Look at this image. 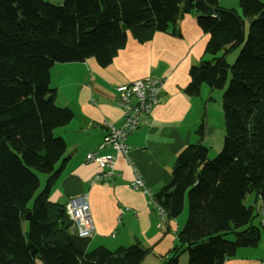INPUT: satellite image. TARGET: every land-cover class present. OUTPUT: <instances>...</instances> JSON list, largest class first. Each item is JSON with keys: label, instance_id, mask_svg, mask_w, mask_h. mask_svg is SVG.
Listing matches in <instances>:
<instances>
[{"label": "trees", "instance_id": "1", "mask_svg": "<svg viewBox=\"0 0 264 264\" xmlns=\"http://www.w3.org/2000/svg\"><path fill=\"white\" fill-rule=\"evenodd\" d=\"M55 1L0 0V264H142L146 250L137 244L90 249L89 238L73 232L65 204L49 199L65 154L55 131L72 118L55 103L50 72L89 57L106 66L126 32L166 31L189 10L209 34L204 54L211 57L190 67L184 91L197 94L202 83L223 90L224 135L213 157L202 144L185 146L153 196L168 218L187 201L177 244L160 264H179L183 252L187 264H223L238 248L257 246L264 235V2L240 0L237 13L216 0ZM239 46L228 64L225 54ZM40 173L46 181L38 190ZM251 191L262 208L257 223L255 206L243 203Z\"/></svg>", "mask_w": 264, "mask_h": 264}, {"label": "crops", "instance_id": "2", "mask_svg": "<svg viewBox=\"0 0 264 264\" xmlns=\"http://www.w3.org/2000/svg\"><path fill=\"white\" fill-rule=\"evenodd\" d=\"M216 2L240 13V0ZM126 33L124 47L106 66L89 57L81 62L57 63L51 69L49 87L55 91V103L68 107L72 118L55 131L65 141V154L64 160L55 165L61 166V172L51 185L49 199L66 204L74 197L87 198L94 224L90 249L104 246L113 251L137 244L146 250L142 264H160L177 244L185 208L179 217L168 218L165 214L161 221L148 194L132 188L131 183L138 176L154 196L169 183L176 157L185 146L202 144L211 157L221 148L224 129L220 127V105L216 100L211 103L215 89L202 83L197 94L184 91L190 81V67L207 58L204 52L209 34L198 26L194 10L180 11L166 31H151L141 38ZM145 77L163 79L159 100L129 137L130 161L118 157L113 176L97 179L102 170L85 161V155L90 151L111 153L98 147L106 123L120 126L123 122L114 88ZM208 105L212 118L219 121L218 136ZM200 124L204 125L203 134L197 132ZM179 264H187L182 253ZM223 264H264V235L257 246L238 248Z\"/></svg>", "mask_w": 264, "mask_h": 264}, {"label": "built area", "instance_id": "3", "mask_svg": "<svg viewBox=\"0 0 264 264\" xmlns=\"http://www.w3.org/2000/svg\"><path fill=\"white\" fill-rule=\"evenodd\" d=\"M163 83V79L145 77L115 86L114 91L118 98L123 122L120 126L106 123V133L98 150L110 149L111 153L99 154L98 151L86 153L85 161L102 170V173L95 178L110 179L114 174L115 162L118 157H123L127 162L130 161L129 137L145 122L146 117L158 102ZM131 186L134 189H142L148 194L149 200L162 221L165 215L164 210L154 197L146 191L142 179L135 176ZM65 211L68 218L73 222L74 231L79 237L91 238L94 235V224L85 196L69 199L65 204ZM259 211L262 212L261 207Z\"/></svg>", "mask_w": 264, "mask_h": 264}, {"label": "rangeland", "instance_id": "4", "mask_svg": "<svg viewBox=\"0 0 264 264\" xmlns=\"http://www.w3.org/2000/svg\"><path fill=\"white\" fill-rule=\"evenodd\" d=\"M248 24H249V22H248V20L246 21L245 20V23H244V39H245V37L247 36V27H248ZM239 48H240V46L239 47H236L235 49H233V50H231L229 53H227V54H225V56H224V59H225V61L228 63V64H232L233 62H234V60H235V58H236V56H237V54H238V52H239ZM219 56H222V54H218L217 55V57H219ZM207 57L208 58H206V59H209L211 56H208L207 55ZM222 92H223V90H217V89H215L214 90V93H215V95H216V97L215 96H212L214 99V101H212L211 103H213V102H215V100H216V103H219V105H220V109H221V120H220V127H221V129L223 130V110H222V103H221V96H222ZM207 109H208V111H209V114H210V120H211V123H212V127H214L215 128V134H216V136H218L219 135V132H218V126H219V121H217L216 119H214V118H212V116H211V107H210V105H208L207 106ZM220 140H221V144L223 143V136H222V138L220 137ZM222 146V145H221ZM221 149V148H220ZM219 149V150H220ZM218 153V151L215 153V155ZM215 155H213V156H215ZM213 156H211V157H213ZM39 175V178H40V180H41V182H40V186H39V189L38 190H41L43 187H44V184H45V181H46V175H44V174H38ZM44 178V179H43ZM243 203L245 204V205H252V206H255V213L257 212V216L254 218V220H253V222H255V223H257V222H259V220H261L262 219V215H261V212L259 211V207H260V203H259V199L258 198H256L255 197V193L253 192V191H251V192H248L247 194H245V196H244V198H243ZM184 222L186 221V218H187V201H186V199H185V203H184ZM182 213H183V211H182ZM181 213V214H182ZM180 214V215H181ZM179 215V216H180ZM178 216V217H179ZM26 225V224H25ZM23 226L24 227V229H25V227L26 226ZM183 225H184V223H183ZM182 228V227H181ZM182 254H184L185 255V257H186V262H187V254L184 252V253H182ZM38 264H42L40 261H38L37 262Z\"/></svg>", "mask_w": 264, "mask_h": 264}, {"label": "water", "instance_id": "5", "mask_svg": "<svg viewBox=\"0 0 264 264\" xmlns=\"http://www.w3.org/2000/svg\"><path fill=\"white\" fill-rule=\"evenodd\" d=\"M29 215H30V213L28 212V213L26 214V216H25V219H29V218H30Z\"/></svg>", "mask_w": 264, "mask_h": 264}, {"label": "clouds", "instance_id": "6", "mask_svg": "<svg viewBox=\"0 0 264 264\" xmlns=\"http://www.w3.org/2000/svg\"><path fill=\"white\" fill-rule=\"evenodd\" d=\"M260 208V207H259ZM262 213V212H261Z\"/></svg>", "mask_w": 264, "mask_h": 264}]
</instances>
